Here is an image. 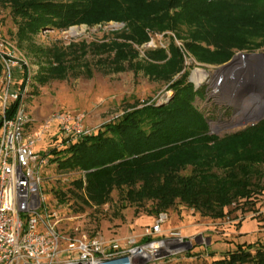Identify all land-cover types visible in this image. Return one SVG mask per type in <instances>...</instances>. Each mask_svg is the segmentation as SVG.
<instances>
[{"label":"rangeland","instance_id":"374dc122","mask_svg":"<svg viewBox=\"0 0 264 264\" xmlns=\"http://www.w3.org/2000/svg\"><path fill=\"white\" fill-rule=\"evenodd\" d=\"M175 14L146 15L140 25L149 33L150 41L140 45L136 27L127 21L78 25L66 31H22L11 6L0 4V37L16 49L20 62L13 68L12 90L22 81L24 71L34 74L24 99L33 119L29 131L36 134L54 112L61 111L85 114V126L90 135L96 136L128 112L151 104L165 106L175 95L172 86L185 79L202 93L194 105L208 120L211 136H230L262 122L264 114L248 120L253 112L241 111V105L264 96V61H251L244 67L233 62L240 55H264V36L252 29L240 31L236 39L249 42L247 49L236 50L231 61L218 64L214 60L217 50L208 43V35L219 31L203 18L188 21ZM172 46L178 49V55ZM22 60L28 69L21 67ZM49 72L56 75L44 79ZM3 77L4 73L1 95ZM39 78L43 84L35 82ZM2 114L0 102V120ZM84 137L67 138L52 127L37 145L47 162L41 169L46 215L56 212L61 220L54 231L58 260L75 257L82 241L100 236L123 240L141 234L159 216L153 201H138L124 187H115L101 199H94L86 188L85 172L64 169L51 161L52 150L62 151ZM189 173L190 169L183 172ZM254 203L234 205L226 209V217L211 219L177 201L165 211L168 220L164 228L180 230L194 246L187 253L156 264H211L237 246L264 242V192ZM46 220L47 225L56 222Z\"/></svg>","mask_w":264,"mask_h":264},{"label":"trees","instance_id":"16d2710c","mask_svg":"<svg viewBox=\"0 0 264 264\" xmlns=\"http://www.w3.org/2000/svg\"><path fill=\"white\" fill-rule=\"evenodd\" d=\"M0 4L11 6L22 31H66L127 21L136 27L140 45L150 41L140 25L148 14L176 12L188 21L203 18L219 31L208 35L218 64L231 61L236 50L247 49L249 42L236 39L240 31L252 29L264 36V0H0ZM171 49L178 55L176 47ZM3 67L0 60V79ZM54 75L49 72L44 79ZM35 82L43 84V79ZM172 88L175 95L165 106L151 104L128 112L96 136L52 150L51 161L85 172L86 188L94 199L124 187L138 201H153L158 214L180 201L202 216L222 219L227 208L255 204L264 192V120L230 136H211L208 120L194 105L201 91L186 79ZM211 264H264V242L237 246Z\"/></svg>","mask_w":264,"mask_h":264},{"label":"built area","instance_id":"2783aa9c","mask_svg":"<svg viewBox=\"0 0 264 264\" xmlns=\"http://www.w3.org/2000/svg\"><path fill=\"white\" fill-rule=\"evenodd\" d=\"M15 54L16 49L0 37V59L4 65V89L0 94V264H156L190 251L193 240L180 230L165 229L167 214L161 213L141 234L123 240L100 236L82 241L75 257L56 259L54 231L61 220L56 212L46 215L41 169L47 162L38 153L37 145L52 127L67 138L78 139L91 133L85 126V114L61 111L54 112L36 134L29 131L33 119L24 99L31 90L34 74L24 71L22 81L12 90L13 68L20 65ZM26 66L22 60L21 67L28 69ZM46 218L56 222L47 225Z\"/></svg>","mask_w":264,"mask_h":264},{"label":"bare ground","instance_id":"6f19581e","mask_svg":"<svg viewBox=\"0 0 264 264\" xmlns=\"http://www.w3.org/2000/svg\"><path fill=\"white\" fill-rule=\"evenodd\" d=\"M251 61L262 62L264 61V55L256 54V55H240L233 62L234 65H241L244 67L246 63H250ZM232 64V66H233ZM264 65V63H263ZM235 67V66H234ZM264 77V76H263ZM264 87V86H263ZM264 90V89H263ZM252 111V117L248 120H257L264 114V96H256L249 100H246L241 105V111Z\"/></svg>","mask_w":264,"mask_h":264},{"label":"water","instance_id":"95a60500","mask_svg":"<svg viewBox=\"0 0 264 264\" xmlns=\"http://www.w3.org/2000/svg\"><path fill=\"white\" fill-rule=\"evenodd\" d=\"M199 239H200V237H199ZM197 240H198V238H197Z\"/></svg>","mask_w":264,"mask_h":264}]
</instances>
